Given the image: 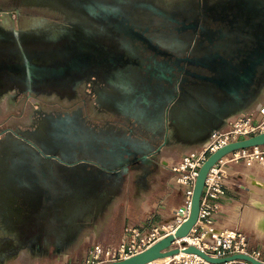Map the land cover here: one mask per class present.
I'll return each instance as SVG.
<instances>
[{
    "label": "flooded vegetation",
    "instance_id": "1",
    "mask_svg": "<svg viewBox=\"0 0 264 264\" xmlns=\"http://www.w3.org/2000/svg\"><path fill=\"white\" fill-rule=\"evenodd\" d=\"M23 1L57 22L37 33L0 24V103L56 99L33 111L31 128L0 126V152L13 155L0 161V188L21 191L4 201L20 220L19 243L56 237L45 255L71 247L133 170L146 178L158 168L170 148L162 108L173 105L172 120L189 129L203 111L230 117L264 97V0ZM136 82L158 109L152 132L117 119L115 92ZM104 110L116 120L98 129L91 112Z\"/></svg>",
    "mask_w": 264,
    "mask_h": 264
},
{
    "label": "crops",
    "instance_id": "2",
    "mask_svg": "<svg viewBox=\"0 0 264 264\" xmlns=\"http://www.w3.org/2000/svg\"><path fill=\"white\" fill-rule=\"evenodd\" d=\"M15 6L19 9L18 12L14 9L17 18L15 20L11 18L4 19L1 23L3 26L22 28V32L26 33L30 31L37 33L47 30L57 22L55 18L57 14L53 11L27 9L22 7V0H0V10L2 7L12 9L11 7ZM30 47L31 51L37 53V46H34L35 48L33 46ZM35 56L37 55L35 54ZM39 71L36 68L31 70L34 73ZM115 93L120 100L118 101L120 107L117 110L120 117H117V119H129L134 126L140 127V130L146 128L152 132L151 130L156 127L158 114L157 106L152 102L154 99L153 95L144 92L140 82L134 83V86L129 91L128 89H122V91ZM110 114L112 113L109 110L102 111L100 115H103V123L102 121L98 123V129L107 127L108 121L116 120ZM162 114L164 115V113ZM99 119L101 120V118ZM207 122L205 117H198L189 129H183L181 126H177L178 122L172 120V116L169 114L165 125L166 134L169 136L167 145L169 144L170 148L163 149L159 155V160L156 161L159 170L162 169L166 173L164 174L165 177L161 178L158 174H154L158 178L159 184L150 182L153 173L146 178L143 177L146 181L144 184H138L136 206L134 201L127 200L113 207V202L120 197V194L115 196L105 209V212L97 220H91L90 225L95 226V229H97L100 219L105 218L107 220L108 211L110 210H112L110 211L111 218L109 217L108 221L104 220V230L111 227L112 231L113 218L121 209L125 210L122 220L109 239L103 240L95 233L85 236L83 238V256L85 250L96 243L104 246H112L119 243L125 234L126 226H136L146 232L155 225H169L173 221L175 210L185 202V188L177 183L175 173L170 166L172 162L199 148L209 139L211 124ZM110 127H112V130H117L122 128V124L118 122L116 125L110 124ZM138 133H140L139 130ZM1 147H3L2 144L0 145ZM9 157L3 151L0 152V161L8 160ZM228 169L230 177L225 187V194L220 199L222 208L216 216V228L218 230L238 228L247 234L249 245L252 249L264 250V162H254L249 165L240 162L230 164ZM13 176L22 178V171L13 174ZM18 193H21V191L0 188V264H9L8 260L15 257L13 255H16V252L27 247V244L22 245L19 243L22 235L16 224L20 220L14 219L15 216L10 214L6 203H4L8 194L17 195ZM36 249L38 250L37 255L41 256L43 252L38 248ZM66 256L71 257L72 253H67Z\"/></svg>",
    "mask_w": 264,
    "mask_h": 264
},
{
    "label": "built area",
    "instance_id": "3",
    "mask_svg": "<svg viewBox=\"0 0 264 264\" xmlns=\"http://www.w3.org/2000/svg\"><path fill=\"white\" fill-rule=\"evenodd\" d=\"M6 17L15 20L17 14L12 10H0V22ZM262 98L249 108L228 117L226 124L214 130L199 148L172 162L170 167L175 173V180L185 188V202L175 210L174 219L169 225H155L146 232L136 226H126L125 234L119 243L112 246L99 243L92 245L85 250V258L80 264H102L124 259L144 251L162 237L174 233L189 216L194 184L199 169L209 155L230 142L264 132V97ZM240 162L248 165L264 162V144L232 151L210 168L205 180L198 220L187 236L173 242V247L183 249L194 245L213 257L243 253L264 262V250L252 249L244 231L238 228L224 230L216 228V216L222 208L220 199L225 194V187L230 177L228 167L230 164ZM165 264L215 263L196 254L180 252L170 256ZM223 264L252 263L246 260H234Z\"/></svg>",
    "mask_w": 264,
    "mask_h": 264
},
{
    "label": "rangeland",
    "instance_id": "4",
    "mask_svg": "<svg viewBox=\"0 0 264 264\" xmlns=\"http://www.w3.org/2000/svg\"><path fill=\"white\" fill-rule=\"evenodd\" d=\"M1 10L15 11L13 9H5V8H2ZM6 18H10V17H6ZM2 22H0V24ZM6 97L2 99L0 103L1 105L0 126H2V128L10 127L15 130L19 128L18 126H21L22 128L24 127L31 128L32 127L31 124L33 123L32 118H31L33 111H35L37 107H39L40 105H42V107L45 110L54 109L52 102L56 99L55 96H43V95L39 97L30 96L29 99L22 96V98L14 99V104H11V103H8V100ZM66 103L67 102L65 101L61 104H66ZM91 115L95 117L93 119H90L91 121H93L94 123H101V120L99 118L102 119L103 115L98 116V114L95 112H91ZM6 155L10 157L13 156L7 153ZM139 173H140L139 169L133 170L129 179L126 182L125 187L123 188V190L121 191L119 195L120 197L113 202V207L114 205H118V203L124 202L127 200L134 201L135 206H136L137 198H138L137 197L138 184H144L146 181L142 177L143 172L141 174ZM152 173H153V177L151 176L150 182L152 183L154 182V184H159V182L157 181L158 178L154 176V174H158L161 178L165 177L164 174H166L165 172H163L162 169L159 170V168L154 169ZM137 174L138 176L136 180H134V177ZM110 211H108L107 220H105V218L100 219L101 221H99L100 224L97 226V229H95V226L90 225L91 227H88L83 233H81L71 247L65 250H62L60 252H57V251L53 252L50 256L45 255V253L47 252V248L51 246V243H52L51 239L56 238L46 233L45 235H42V237H40L39 239L33 240L32 242L28 243L27 247H25L24 249L22 250L20 249L18 252H16V255H13L15 257H12L11 259H9L8 263L9 264H25V261H26V264H70V263L80 264L82 260L85 258L82 253L84 250L83 249L84 247L83 238L85 236L92 235L93 233H95L97 236H100V238H102L103 240L109 239L113 235L115 228L118 226V224L123 218V215L125 214V210L123 209L118 211L112 221L113 222L112 231H111V227L110 228L108 227L107 230L106 229L104 230L103 228L105 225V221H108L109 217L111 218ZM23 244H24V241H22V245ZM38 245H40L39 250L43 252L41 256L37 255L38 250L36 248ZM67 253H70V254L72 253V256L71 257L66 256ZM156 264H165V262H157Z\"/></svg>",
    "mask_w": 264,
    "mask_h": 264
},
{
    "label": "water",
    "instance_id": "5",
    "mask_svg": "<svg viewBox=\"0 0 264 264\" xmlns=\"http://www.w3.org/2000/svg\"><path fill=\"white\" fill-rule=\"evenodd\" d=\"M16 11L18 12L19 9H17ZM26 70H27V74H31L30 69L26 68ZM152 74L157 75L155 71H153ZM172 107L173 105H169L164 110L162 108V112L164 113L165 119L169 118V113L172 110ZM202 117H205L207 121L211 124L210 130L212 133L214 130L223 127V125L226 123V119L229 116H223V115L220 116V114L217 113L216 110H214L210 112L203 111ZM27 142L28 144L33 146L37 150V152L40 153L42 156L47 157V158L48 157L51 158L54 156L52 154L46 153L41 148L37 147V145L32 140L28 139ZM263 144H264V132L247 137V138L239 139L237 141L230 142L227 145L215 151L214 153H212L211 155H209L208 159L199 169V174L194 184L193 194H192V198L190 202L189 216L181 225L177 227L175 232L162 237L161 239H159L154 244H152L150 247H148L147 249H145L144 251L140 253H137L133 256H130L124 259L105 262L102 264H152L160 258H164L167 256H174L180 252L197 254L201 256L202 258H204L205 260L211 263H215V264H223V263L234 261V260H246V261L251 262L252 264H264L263 261L258 260L252 257L251 255L243 254V253L232 254V255L225 256V257H213L194 245H189L187 247H184L183 249H180L179 247H173V242L177 239L187 236L198 220L205 180H206V177H207V174L210 168L219 159H221L223 156L227 155L228 153L232 151L243 149V148H250L253 146H258V145H263ZM54 158H58V160H61L58 156ZM144 158H147V157H144ZM162 234H164V232H162Z\"/></svg>",
    "mask_w": 264,
    "mask_h": 264
},
{
    "label": "bare ground",
    "instance_id": "6",
    "mask_svg": "<svg viewBox=\"0 0 264 264\" xmlns=\"http://www.w3.org/2000/svg\"><path fill=\"white\" fill-rule=\"evenodd\" d=\"M181 253H185V252H181ZM197 255V254H196ZM199 256V255H198ZM170 259V256L164 257V258H160L158 259L156 262H166Z\"/></svg>",
    "mask_w": 264,
    "mask_h": 264
}]
</instances>
